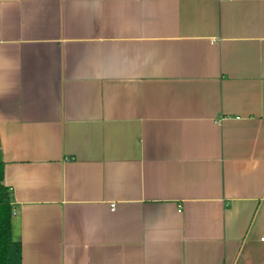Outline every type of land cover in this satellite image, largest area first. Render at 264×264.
I'll return each mask as SVG.
<instances>
[{
    "label": "crops",
    "instance_id": "1",
    "mask_svg": "<svg viewBox=\"0 0 264 264\" xmlns=\"http://www.w3.org/2000/svg\"><path fill=\"white\" fill-rule=\"evenodd\" d=\"M0 161L10 264H264V0H0Z\"/></svg>",
    "mask_w": 264,
    "mask_h": 264
},
{
    "label": "trees",
    "instance_id": "2",
    "mask_svg": "<svg viewBox=\"0 0 264 264\" xmlns=\"http://www.w3.org/2000/svg\"><path fill=\"white\" fill-rule=\"evenodd\" d=\"M5 165L0 161V264H10V252L17 245L13 238L14 196L11 189L5 186Z\"/></svg>",
    "mask_w": 264,
    "mask_h": 264
},
{
    "label": "built area",
    "instance_id": "3",
    "mask_svg": "<svg viewBox=\"0 0 264 264\" xmlns=\"http://www.w3.org/2000/svg\"><path fill=\"white\" fill-rule=\"evenodd\" d=\"M111 206H112L113 210L116 208L114 204L111 205ZM13 215H16V209H14V211H13ZM261 240L264 241V238H262Z\"/></svg>",
    "mask_w": 264,
    "mask_h": 264
}]
</instances>
